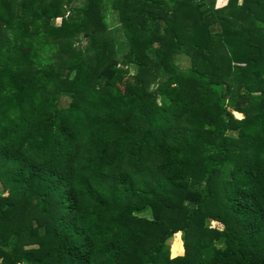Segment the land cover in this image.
Listing matches in <instances>:
<instances>
[{
    "label": "trees",
    "instance_id": "16d2710c",
    "mask_svg": "<svg viewBox=\"0 0 264 264\" xmlns=\"http://www.w3.org/2000/svg\"><path fill=\"white\" fill-rule=\"evenodd\" d=\"M0 184V264H264V0H0Z\"/></svg>",
    "mask_w": 264,
    "mask_h": 264
},
{
    "label": "rangeland",
    "instance_id": "374dc122",
    "mask_svg": "<svg viewBox=\"0 0 264 264\" xmlns=\"http://www.w3.org/2000/svg\"><path fill=\"white\" fill-rule=\"evenodd\" d=\"M242 1L243 0H239V2H240V4L242 3ZM78 1H75L74 3H77ZM57 22H59V21H57ZM115 35H116V40H117V43H118V50H119V52L121 53V54H123L124 52H126V50H127V43H123V42H127L126 41V39H125V36H124V34L122 33V31L120 30V31H116L115 32ZM87 44V41L86 40H82V42L80 41L79 43H77L76 45L77 46H79L81 49L82 48H84V46ZM178 62H181L180 63V67L179 68H181V69H184V68H188L190 65H191V61L186 57H183V58H181V60L180 61H178ZM122 67L124 68V69H127V65H125V64H122ZM132 70H134L133 68H132ZM131 70V72H133ZM236 117H239V118H242V115H240L239 113H236V115H235ZM0 188H1V184H0ZM1 190V189H0ZM153 212L152 211H150L149 213H148V217L149 218H152L153 217V214H152ZM181 241H182V238H181V235H178L175 239H173V243H172V247H171V251H172V253H175L176 251H178V252H180L181 250H182V248H178V249H176L174 246L176 245V242H178V245H182L181 244Z\"/></svg>",
    "mask_w": 264,
    "mask_h": 264
}]
</instances>
